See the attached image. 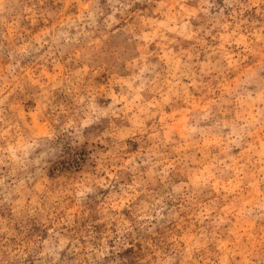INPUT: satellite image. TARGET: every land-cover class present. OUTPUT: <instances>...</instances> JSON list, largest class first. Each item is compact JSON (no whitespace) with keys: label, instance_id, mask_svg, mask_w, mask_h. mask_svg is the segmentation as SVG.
<instances>
[{"label":"rangeland","instance_id":"rangeland-1","mask_svg":"<svg viewBox=\"0 0 264 264\" xmlns=\"http://www.w3.org/2000/svg\"><path fill=\"white\" fill-rule=\"evenodd\" d=\"M0 264H264V0H0Z\"/></svg>","mask_w":264,"mask_h":264}]
</instances>
